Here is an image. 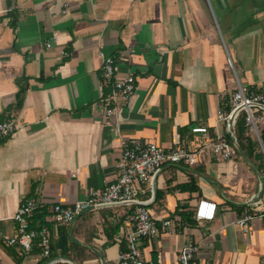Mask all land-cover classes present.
I'll return each instance as SVG.
<instances>
[{"label": "crops", "instance_id": "crops-1", "mask_svg": "<svg viewBox=\"0 0 264 264\" xmlns=\"http://www.w3.org/2000/svg\"><path fill=\"white\" fill-rule=\"evenodd\" d=\"M100 45L115 57L118 76L135 77L134 94L111 116ZM238 83L264 87V0H0V120L16 123L0 142V264H17L22 250L6 240L16 232L18 206L32 196L47 212L54 257L117 264L130 206L90 210L62 225L49 215L53 204L115 180L122 148L133 139L183 145L197 155L194 164L166 165L154 192L139 194L152 195L148 207L159 225L174 221L140 239L143 258L176 264L180 248L195 242L191 264H264V218L237 224L244 211L264 210V167L240 154L236 142L234 158L222 160L192 131L207 126L212 141L229 134L217 113L231 107ZM203 197L217 203L215 218L184 225L178 212L194 214ZM43 262L36 248L24 255V264Z\"/></svg>", "mask_w": 264, "mask_h": 264}, {"label": "built area", "instance_id": "built-area-1", "mask_svg": "<svg viewBox=\"0 0 264 264\" xmlns=\"http://www.w3.org/2000/svg\"><path fill=\"white\" fill-rule=\"evenodd\" d=\"M67 6V5H66ZM65 6L63 12L67 11ZM50 47L51 43L48 42ZM64 56H68L66 50H62ZM99 55L102 59V76L110 85V91L104 98L106 104V115L111 116L117 110L120 99L130 98L135 91V77L132 74L118 76L116 74L115 57L106 54L100 45ZM241 111L246 112V122L250 125L254 135L261 141L258 126L264 124V87L250 90L238 83L232 94L231 108L228 112L219 111L217 119L224 120L228 133L234 139L233 128ZM16 130L13 119L0 120V142L11 136ZM194 133L201 134L204 145L210 148L220 159L232 160L235 149L226 134H218L215 140L208 136V127L197 125L192 127ZM235 142V140H233ZM196 153L183 145L171 149L163 148L156 140L142 141L133 139L124 144L119 160L117 178L106 182L102 188L93 190L87 197L76 200L70 204L55 203L50 208V219L56 225L70 224L80 214L116 205L132 207L128 215L131 230L127 234L125 248L120 250L117 256V264H160L151 259H145L140 254L139 241L142 238L157 236L162 230H169L174 226L171 218H166L159 225L148 207V199H141L139 194L145 188L154 192L155 180L163 168L168 164L196 162ZM39 207L36 197H26L18 206L14 220L16 232L9 238L7 243L18 245L26 252L33 251L39 246L40 254L44 258L42 264H76L74 261L64 257L51 256V233L48 226L41 228L33 227L31 217ZM217 212V203L209 198H200L194 208V217L198 222L212 220ZM255 217L264 218V210L259 213H244L237 219V224L247 227L248 223ZM199 249L195 242L184 244L178 253L176 264H191L192 259Z\"/></svg>", "mask_w": 264, "mask_h": 264}, {"label": "trees", "instance_id": "trees-1", "mask_svg": "<svg viewBox=\"0 0 264 264\" xmlns=\"http://www.w3.org/2000/svg\"><path fill=\"white\" fill-rule=\"evenodd\" d=\"M102 82L104 85L103 86L104 91L107 93L108 88H110V85L108 83L106 84V81L104 80V78L102 79ZM26 90H27V84H24V85L20 86V89L17 91V93H16V104H17V106H22L23 101H24V97L26 94ZM230 108L231 107H229L225 112H228L230 110ZM258 129H259V135H260L261 142L264 145V126L262 124H260L258 126ZM233 132H234V140L239 147L240 154L242 153L245 156V158L247 160L251 161L255 167H258V168L264 167V150H262L259 147L257 137H256V140L253 138L254 133H253L250 125L247 124V122H246V112L245 111H241L240 114L238 115L236 122H235V125H234V128H233ZM226 138L230 143H232V144L234 143L233 137L230 134H227ZM237 153L240 156L239 152H237ZM243 208L245 209V207H240L239 210L242 211ZM132 209L133 208L131 207V211H132ZM35 212H34L33 216L31 217L32 226L36 227V228H41L43 226L49 227L50 223L47 220V212L40 210V209H37ZM178 213L182 216V223L184 225H195V224H197V220L195 219L193 212L179 211ZM20 249L22 250V253L19 255H15L16 262H17V264H24L23 263L24 255L27 252L21 247H20ZM36 249L41 251L39 246H36ZM51 251H52L51 256L54 257L55 256V247H54L53 239H51ZM62 254L69 255L68 248L64 247L62 250ZM40 264H42V263H40Z\"/></svg>", "mask_w": 264, "mask_h": 264}, {"label": "rangeland", "instance_id": "rangeland-1", "mask_svg": "<svg viewBox=\"0 0 264 264\" xmlns=\"http://www.w3.org/2000/svg\"><path fill=\"white\" fill-rule=\"evenodd\" d=\"M211 8H212V15H213V18H219L218 14H217V10H216L215 8H213V6H211ZM213 11H214V12H213ZM253 138L256 140V136H255V135H254ZM258 144H259V147L263 150V148H264L263 143H262L260 140H258Z\"/></svg>", "mask_w": 264, "mask_h": 264}]
</instances>
